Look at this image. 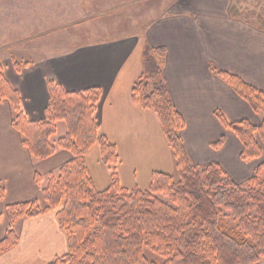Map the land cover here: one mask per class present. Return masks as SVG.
I'll list each match as a JSON object with an SVG mask.
<instances>
[{"label": "crops", "instance_id": "obj_1", "mask_svg": "<svg viewBox=\"0 0 264 264\" xmlns=\"http://www.w3.org/2000/svg\"><path fill=\"white\" fill-rule=\"evenodd\" d=\"M232 5L233 0H185L181 8L147 26L143 35L52 49L46 63L27 66L21 72L11 60L0 61V65L31 121L45 120L47 80L57 82L67 92L99 88L96 120L101 133L116 146L119 182L125 189H147L153 172L173 175L175 161L156 115L133 104L131 88L142 70L144 42L151 48L163 47L162 68L173 105L184 122L180 136L191 164L217 163L235 183L248 184L257 160L240 159L241 143L217 115L226 123L247 120L252 125H258L261 116L211 68L236 75L264 91V25L232 14ZM251 16L264 21V16L255 18L253 12ZM12 117L10 103L0 99V190L4 193L0 240L9 227L17 236L12 248L0 252V264H50L67 253L66 237L55 212L43 211L11 223L5 206L36 200L42 210V188L50 176L58 175L71 154L58 148L47 159L34 158L12 128ZM66 131L67 127L64 135ZM221 138L223 145L213 148ZM85 163L95 187L106 189L110 173L100 160L98 146L87 152ZM42 178H46L45 185Z\"/></svg>", "mask_w": 264, "mask_h": 264}, {"label": "trees", "instance_id": "obj_2", "mask_svg": "<svg viewBox=\"0 0 264 264\" xmlns=\"http://www.w3.org/2000/svg\"><path fill=\"white\" fill-rule=\"evenodd\" d=\"M164 59L165 48H151L144 42L142 70L131 88V99L141 110L156 115L173 154L175 175L153 172L147 189L131 190L121 186L116 146L101 133L96 120L99 88L67 92L47 80L45 120L31 121L0 65V99L12 107L11 126L22 145L40 160L58 148L71 154L42 188V210L36 200L5 206L11 223L43 211L55 212L67 253L50 264H157L149 261L145 249L162 260L158 264H259L264 258V163L256 166L246 187L235 183L217 163L191 164L180 136L184 122L164 76ZM211 71L261 116L260 123L252 125L247 120L226 123L217 115L241 143L240 159L258 160L264 150V91L226 71L215 67ZM57 121H64L67 131L53 142ZM223 143L221 138L212 147ZM94 146L110 173L104 190L95 187L85 163V155ZM16 242L9 227L0 240V252Z\"/></svg>", "mask_w": 264, "mask_h": 264}, {"label": "rangeland", "instance_id": "obj_3", "mask_svg": "<svg viewBox=\"0 0 264 264\" xmlns=\"http://www.w3.org/2000/svg\"><path fill=\"white\" fill-rule=\"evenodd\" d=\"M183 1L0 0V61L15 62L21 72L27 66L46 63L52 49L64 50L83 41L143 35L147 26L181 8ZM251 12L255 18L264 16V0H233L232 14L264 25L263 20H252ZM65 129V122H58L51 140L62 137ZM255 163H264V150ZM41 183L45 185L46 178ZM3 219L0 214V221ZM145 255L151 262H162L148 249ZM259 264H264V258Z\"/></svg>", "mask_w": 264, "mask_h": 264}]
</instances>
